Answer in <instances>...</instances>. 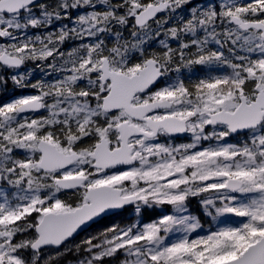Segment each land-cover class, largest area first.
I'll use <instances>...</instances> for the list:
<instances>
[{
	"label": "snow or ice",
	"instance_id": "1",
	"mask_svg": "<svg viewBox=\"0 0 264 264\" xmlns=\"http://www.w3.org/2000/svg\"><path fill=\"white\" fill-rule=\"evenodd\" d=\"M9 83L0 264H264V0H0Z\"/></svg>",
	"mask_w": 264,
	"mask_h": 264
},
{
	"label": "trees",
	"instance_id": "2",
	"mask_svg": "<svg viewBox=\"0 0 264 264\" xmlns=\"http://www.w3.org/2000/svg\"><path fill=\"white\" fill-rule=\"evenodd\" d=\"M71 45H66V47H70ZM153 47H157V45L153 44ZM28 67H35L34 65H28ZM190 73V74H188ZM204 73L202 72L201 68L199 66L193 68L191 70V72H186V75L187 76H202ZM34 78L35 79H38V78H41L42 74L41 72L39 71V69H37L34 74H33ZM33 90L32 89H24V90H17V89H14L13 86L11 85V83H9L8 87H7V90H3V89H0V102L2 101V98L5 96V95H8V94H11V93H14V94H19L20 92H32ZM191 208L193 210V212L197 215H200L202 217V222L205 223V226L208 227L209 226V219L210 217H206L202 214V209L200 208V205L198 204V202H196V200H193L192 203H191ZM159 209H156V210H152V209H149V210H146L144 213H143V219L145 222H149L151 220H154L157 218V214L159 213ZM130 217H132V219H130ZM117 223H122V224H126V223H132V222H135V218L134 216H132V209L129 208L128 212H126L122 217H119L117 218L116 220ZM103 226L102 225H96V226H93L90 231L88 233H84L83 235H80L77 239H75L74 241H72L73 244L75 243H79L81 240H83L85 237L99 231ZM74 257L72 256V254H69L67 257H66V260H73Z\"/></svg>",
	"mask_w": 264,
	"mask_h": 264
},
{
	"label": "flooded vegetation",
	"instance_id": "3",
	"mask_svg": "<svg viewBox=\"0 0 264 264\" xmlns=\"http://www.w3.org/2000/svg\"><path fill=\"white\" fill-rule=\"evenodd\" d=\"M188 74H190V73H188ZM185 76H186L187 78H191V79H195V78L197 77V76H187L186 73H185ZM29 93H30V92H20L19 94L11 93V94L5 95V96L2 98V101H1L0 103L6 101L7 99L12 98V96H14V95L29 94ZM188 140H189V138H188L187 136H183V137L177 138L176 140H174V141H172V142H173V143H177V144H179V143L187 142ZM162 142H163V139H162ZM91 228H92V227H91ZM89 231H90V230H89ZM89 231H88V232H89ZM88 232H87V233H88Z\"/></svg>",
	"mask_w": 264,
	"mask_h": 264
},
{
	"label": "water",
	"instance_id": "4",
	"mask_svg": "<svg viewBox=\"0 0 264 264\" xmlns=\"http://www.w3.org/2000/svg\"><path fill=\"white\" fill-rule=\"evenodd\" d=\"M90 228H91V227L87 228V230H85V231H81L78 235L75 236L74 240L77 239L80 235H82V234L88 232Z\"/></svg>",
	"mask_w": 264,
	"mask_h": 264
},
{
	"label": "rangeland",
	"instance_id": "5",
	"mask_svg": "<svg viewBox=\"0 0 264 264\" xmlns=\"http://www.w3.org/2000/svg\"><path fill=\"white\" fill-rule=\"evenodd\" d=\"M189 138V137H188ZM190 139V138H189ZM189 142V140L187 141ZM187 142H184V143H187ZM197 202V201H196ZM211 223V218L209 219V224ZM209 227V226H208ZM208 227L205 226V229H207Z\"/></svg>",
	"mask_w": 264,
	"mask_h": 264
}]
</instances>
